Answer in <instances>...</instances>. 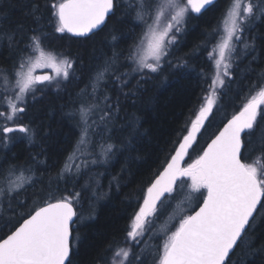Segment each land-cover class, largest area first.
<instances>
[{
	"label": "snow or ice",
	"instance_id": "snow-or-ice-1",
	"mask_svg": "<svg viewBox=\"0 0 264 264\" xmlns=\"http://www.w3.org/2000/svg\"><path fill=\"white\" fill-rule=\"evenodd\" d=\"M215 3L216 0H138L131 19L135 22L134 26H146L140 43L129 46L126 56L122 49L114 50L111 56L104 53V59L90 75L93 98H96L101 87L106 91L110 90L111 82V89L117 94L116 104L109 103L110 95H104L106 103L105 108L101 109L99 124L94 120L89 122V113L98 105H81L78 121L80 135L72 152L65 158L64 166L57 172L56 186L53 187L50 182L46 192L41 189L44 198L34 201V211L29 208L27 218L6 238L0 239V264H73V232L85 219L77 211L82 193L76 192L73 195L72 189H61L59 181H63L66 186L71 183L74 188L82 174L81 165L75 161L83 155L85 145L89 148V155L94 156L92 145L95 137L111 139L114 125L110 126V121L113 120V109L116 113L120 111V94L125 98L135 94L133 88L124 91L131 79H136L134 88L139 90L151 79L149 73L160 72L163 63L171 55L170 46L177 42V34L188 26L193 14L200 16ZM120 7L123 6L118 5L116 0H53L49 7L48 23L52 24L54 21V32L57 34L69 33L75 37H88L102 30ZM131 7L128 5L124 8L117 22H129L127 16ZM13 9L20 10L36 27L26 29L21 21L13 20ZM43 19V13L35 0H0V40H6L7 48L20 54L18 68L14 64L17 91L14 99L7 101L6 111H0V118L5 121L0 126V148L6 150H10V145L20 139H14L11 134H22V138L27 139L29 144L35 142V130L31 127V120L27 124L17 122L28 111L29 97L34 104L53 83L59 90L62 87L61 80L67 82L72 77L70 70L74 69V61L67 57L59 59L54 52L44 51L43 45L49 33L41 27ZM257 21L264 23V0H230L222 16V28L214 29L208 34L210 38L204 42V49L207 50L211 38H215L216 33L222 31L218 42L208 51V60L214 69L209 85L210 94L205 96V103L191 121V127L187 135L183 136L175 154L144 190L142 202L138 198V210L132 216L126 231V241L137 247L141 242L140 238L156 224L161 210L171 203L178 188L182 191L187 184L190 190L187 194L188 200H191L192 193L202 197L203 202L199 204L198 210L187 212L181 207V201L161 224L159 231L165 238L162 250H157L158 260L155 264H226V258L242 241L245 242V257L253 261L259 258L261 264H264V243L255 246V237L252 235L258 224L264 221V211H261L264 210V167L258 169L254 164L242 162L245 148L253 142V133L257 131L261 121H264V85L259 83V80H264V71L260 73L258 82L251 85L258 89L256 94L251 95L239 111L224 123L223 128L201 154L191 163H184L189 150L194 148L198 133L214 114L215 105L223 97L224 89L229 87L234 69L238 66L233 60L246 58L256 50V37L250 36L246 39L245 33ZM28 31L32 33L28 45L25 48L18 47L21 43L18 36ZM115 33L116 29L113 28L112 41L124 40L128 35L121 32L118 37ZM241 44L242 49L239 47ZM28 48L39 53L35 60L28 54ZM238 52L239 56L236 55ZM121 56L135 65L132 72L143 75L137 78L127 72H118ZM168 63L171 64L170 61ZM41 67L52 68L56 75H35V69ZM207 79L208 76L204 75L205 82ZM84 91L81 89L82 93ZM10 124L14 126H9ZM127 127L131 143L130 138L138 129L134 124ZM257 143L261 151L260 160L264 161V130L261 131ZM114 148V144H107L101 149V159L97 161L93 158L91 163H106ZM41 154L43 153L33 155L27 168L10 164L0 171V218L6 212L14 214V196L26 191L29 186H35L37 181L24 173L32 172V165L44 163L37 161V156ZM61 191L68 194L59 195ZM34 195L39 197L38 193ZM4 200L8 201L7 207ZM22 204V201L17 200V206ZM19 215L22 218L25 213ZM177 219L179 222L175 224ZM75 239L78 248L79 235ZM122 254L123 264H129V259L133 256L136 264H146L150 255L146 251L144 254L134 255L131 247L122 250ZM115 255L119 256L121 252L117 251Z\"/></svg>",
	"mask_w": 264,
	"mask_h": 264
},
{
	"label": "trees",
	"instance_id": "trees-1",
	"mask_svg": "<svg viewBox=\"0 0 264 264\" xmlns=\"http://www.w3.org/2000/svg\"><path fill=\"white\" fill-rule=\"evenodd\" d=\"M52 2L53 0H35L44 16L41 27L49 33L43 48L54 52L58 57H67L74 61V69L70 70L72 77L67 82L61 81L62 87L59 90L55 84L49 86L43 97L34 104L29 97L28 111L25 117L17 122L27 124L31 120V127L35 130V142L29 144L27 139L22 138V134L15 133L11 135L14 139L20 138L18 142L10 145V150L0 148V171L10 164L27 168L30 158L37 153H43L37 156V161H44L32 165V172L24 173L37 182L34 187L29 186L26 191L14 196L12 200L14 214L6 212L5 216L0 218V239L9 235L23 219L27 218L29 208L34 211L32 207L34 201L37 198H44L41 189L46 192L50 182L53 187L56 186L57 172L64 166L65 158L72 152L80 135L78 121L81 105L83 104L84 107H88L89 104L98 105L89 113V122L94 120L99 124L101 109L105 108L106 103L104 95H110L109 103L116 104L117 94L111 89V82L110 90L106 91L101 87L96 93V98L92 96L90 75L104 59V53L111 56L114 50L122 49L126 56L129 46L138 44L144 32V25L134 26L135 22L131 19L138 0H116L117 4L123 7L118 8L116 15L109 18L102 30L83 38L71 37L67 33L57 34L54 32V21L52 24L48 23L49 7ZM229 4L230 0H218L202 15L193 14L188 26L178 34L176 44L170 46L171 55L163 63L162 70L158 73H149L151 79L139 90L134 88L136 79H131L124 91L133 88L134 95L125 98L120 94V111L116 113L113 109V120L110 121V126L114 125L111 139H101L97 136L92 145L94 156L89 155L87 145L83 148V155L78 154L79 158L75 163L81 165L82 174L78 177L74 188L71 183L66 186L63 181H59L61 189L68 187L72 189L73 195L76 192L82 193L77 211L85 219L73 232V264H109L117 257L115 253L125 250L126 246L134 247L132 248L134 255L144 254V251L150 253L146 264H155L158 260L157 250H162L165 238L159 231L161 224L168 219L181 201H183L181 207L187 212L195 210L202 202V197L197 193H192L191 200L187 199L190 190L185 184L183 190L178 188L171 203L161 210L156 224L142 237L144 240L138 247L126 241L130 220L139 207L138 198L142 202L144 190L170 160L191 127V121L196 118L201 105L205 103V96L210 94L209 85L214 69L208 60V51H211L218 42L222 31H218L215 38H211L207 50L204 49V42L210 38L208 34L214 29L222 28V16ZM128 5L132 6L128 9L129 22H117L121 12ZM12 17L13 20L21 21L26 29L36 27L32 20L25 17L18 9L12 10ZM113 28L116 29L115 34L118 37L123 32L128 34L127 38L112 41ZM31 35L30 31L19 35L18 39L21 43L18 47L25 48ZM250 36L256 37V50L246 58L233 60L238 66L234 69L229 87L224 89L223 97L215 105L214 114L198 133L194 148L189 152L185 165L202 153L206 144L224 123L258 91L251 85L258 82L260 73L264 71V23L257 21L245 33L246 39ZM6 44V40H0V111H6L8 99H14L16 92L12 89L15 82L14 64L18 68L20 58V54L8 49ZM239 47L242 49V44ZM27 51L29 55L32 54L31 48ZM236 55L239 56L240 53ZM134 67L131 61L125 60L124 56L120 57L118 72H127L130 76L140 78L143 74L132 72ZM204 75L208 76L207 82L204 80ZM259 83L264 85V80H259ZM7 88L10 89L6 90ZM81 89L85 91L82 93ZM4 123L3 118H0V126ZM129 124H134L138 129L130 138L131 143H129L127 127ZM262 130H264V121H261L257 131L253 133V142L245 148L242 159L244 163L254 164L258 169L264 167L257 143ZM109 143L114 144L115 148L107 162L92 164L93 158L97 161L101 159V149ZM34 193H38L39 197ZM67 194L64 191L59 193V195ZM17 200L23 202L22 206H17ZM7 203L8 201L4 200L5 207ZM193 203L196 204L191 207ZM20 213L25 215L21 218ZM178 222L177 219L175 224ZM172 230H175L174 227ZM77 235L80 237L78 248L75 239ZM252 235L255 237V246L264 243V221L258 224ZM245 251V242L242 241L226 264H261L259 258L255 261L246 258ZM129 264H136L134 256L129 259Z\"/></svg>",
	"mask_w": 264,
	"mask_h": 264
},
{
	"label": "rangeland",
	"instance_id": "rangeland-1",
	"mask_svg": "<svg viewBox=\"0 0 264 264\" xmlns=\"http://www.w3.org/2000/svg\"><path fill=\"white\" fill-rule=\"evenodd\" d=\"M149 23H151V20H149L148 21ZM146 30V26L144 25V31ZM223 34V33H222ZM222 34H221V36H222ZM143 35V34H142ZM177 36H178V34H177ZM140 43V40H139V42H138V44ZM44 51L47 53V52H49L48 50H45L44 49ZM39 55V53L38 52H33L32 51V54L30 55L31 56V58L33 59V60H35V58L37 57ZM58 57V56H57ZM59 59H63L62 57H58ZM43 72H49L50 74H51V76H55L56 74H55V72H54V70L52 69V68H48V67H41V68H37V69H35V75L37 74V73H43ZM62 81V80H61ZM53 84H55V83H53ZM52 84V85H53ZM10 89V88H9ZM8 88L6 89V90H9ZM12 89H14V91L13 92H15V91H17V89H16V87H15V82H14V85L12 86ZM14 95H15V93H14ZM9 100V99H8ZM9 126H14V125H9ZM195 204L196 203H193L192 205H191V207H193V205L195 206ZM140 240H141V242H143V240H144V238H140ZM130 247H127L126 246V249L125 250H127V249H129ZM132 248H134V247H131V249ZM123 260H124V257H123V254H122V251H121V255H119V256H117V257H115L109 264H123Z\"/></svg>",
	"mask_w": 264,
	"mask_h": 264
},
{
	"label": "water",
	"instance_id": "water-1",
	"mask_svg": "<svg viewBox=\"0 0 264 264\" xmlns=\"http://www.w3.org/2000/svg\"><path fill=\"white\" fill-rule=\"evenodd\" d=\"M216 1H218V0H216ZM95 33H96V32H95ZM67 34L70 35L71 37H75V36H72V35L69 34V33H67ZM90 35H91V34H90ZM75 38H83V37H75ZM36 75H37V76H44V75H49V76H51V74H50L49 72L37 73ZM230 118H231V117H230ZM230 118H229V119H230ZM226 122H227V121H226ZM226 122H225V123H226ZM222 128H223V126H222L220 129H222ZM219 131H220V130H219ZM219 131L217 132V134L219 133ZM217 134H216V135H217ZM186 135H187V134H186ZM214 138H215V136H214L212 139H214ZM182 139H183V138H182ZM212 139H211V140H212ZM211 140H210L208 143H210ZM181 141H182V140H181ZM208 143H207V144H208ZM207 144H206V146H205L204 148L207 147ZM177 147H179V145H178ZM190 151H191V149L189 150V152H190ZM174 154H175V152L173 153V155H174ZM186 158H187V156L185 157V160H186ZM170 159H171V158H170ZM242 162H243V161H242ZM184 163H185V161H184ZM165 166H166V165H165ZM161 171H163V169H162ZM158 175H159V174H158ZM202 202H203V201H202ZM202 202H201V203H202ZM198 207H199V206H198ZM198 207H197L195 210H198ZM22 222H23V221H22ZM22 222H21V223H22ZM18 226H19V225H18ZM18 226H17V227H18ZM14 230H15V229H14ZM14 230H13V231H14ZM5 238H6V237H5ZM232 253H233V252H232ZM232 253H231V254H232ZM231 254H230V255H231ZM229 257H230V256H229ZM229 257L226 258V262L228 261Z\"/></svg>",
	"mask_w": 264,
	"mask_h": 264
}]
</instances>
